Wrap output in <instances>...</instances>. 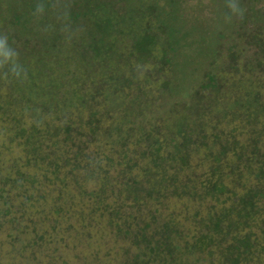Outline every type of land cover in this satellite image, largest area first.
<instances>
[{
    "label": "trees",
    "instance_id": "obj_1",
    "mask_svg": "<svg viewBox=\"0 0 264 264\" xmlns=\"http://www.w3.org/2000/svg\"><path fill=\"white\" fill-rule=\"evenodd\" d=\"M0 122L17 159L0 232L34 222L46 183L59 195L40 222L60 229L86 196L130 241L119 264H264V0H0ZM171 196L194 212L176 220Z\"/></svg>",
    "mask_w": 264,
    "mask_h": 264
},
{
    "label": "rangeland",
    "instance_id": "obj_2",
    "mask_svg": "<svg viewBox=\"0 0 264 264\" xmlns=\"http://www.w3.org/2000/svg\"><path fill=\"white\" fill-rule=\"evenodd\" d=\"M194 4V1L190 2ZM205 16V14H204ZM234 73V71L232 72ZM201 71L198 70L196 76H199ZM197 82L192 84H196ZM228 92L229 94L225 97L211 93L210 98L216 97L219 102H225L223 105L214 102V106L207 110V116L204 122L209 121L211 128L207 129L208 132L214 131L212 128L215 125H226V121L220 116L221 120L219 123L215 124L218 117L214 115L215 111L219 109L221 112H226L228 106L231 103L232 92L229 88L223 90V93ZM3 95H7V89L3 90ZM177 96V92L172 94L170 98ZM225 98V99H224ZM5 99V98H4ZM222 114V113H221ZM220 114V115H221ZM228 116V115H227ZM226 116V117H227ZM231 116L228 119L229 125H233L234 122L230 121ZM58 125L64 126L62 121H58ZM15 127L10 124H2L0 122V143H2L1 137L5 139L8 133L14 131ZM214 151V149H212ZM164 156L166 157L168 153L163 150ZM208 153L204 147H198L194 154V163L192 166L196 167L194 170L199 173H204L207 175L210 171V159L206 161L205 154ZM18 154V153H17ZM16 155V153H15ZM15 155L10 151L9 147L1 148L0 151V179L5 176V168L16 162ZM20 163V161H19ZM43 167V165H42ZM191 170L184 171V176L190 174ZM90 188L95 187L94 183H90ZM87 186V185H86ZM89 187V186H88ZM70 190L74 189L75 186L71 183L69 186ZM94 189H92L93 191ZM39 191L45 199L35 198L33 202L27 204V211L29 217L34 221L20 220L19 227L20 231L12 230L11 224L8 223L10 216L6 217L4 222V227L0 232V264H119L120 255L123 254V250L128 247L130 241L126 239L125 234L116 235L115 231L110 230L105 222H101V216L97 213V216L93 214V204L90 199L85 197H76V204L71 210L70 216L64 217L60 221V229L52 231L48 229L47 225L40 222L44 219L45 214H40V211L47 210L51 208L55 201L53 198L59 195V192L55 186H49L46 183L39 186ZM15 191L12 192V198ZM7 198L0 200L1 210L9 207V200ZM7 202V206H6ZM205 201L200 205V211L204 214L208 208V203ZM116 203L114 202V206ZM167 213L176 212L175 217L177 219H182L183 214H192L194 212L193 208L197 204L193 203L191 200L180 199L177 196H171L167 201ZM199 208V207H198ZM0 219H5L0 215ZM20 218V217H19ZM18 218V219H19ZM67 219H71L70 224L75 226V229L71 231L66 230V225L64 223ZM25 222V223H24ZM64 222V223H63ZM76 222V224H75ZM49 225V222H48ZM22 231V232H21ZM194 232V231H193ZM193 232L190 234L192 235ZM26 246V249H24ZM132 253L136 254V247L132 245L130 249ZM130 252V253H131Z\"/></svg>",
    "mask_w": 264,
    "mask_h": 264
}]
</instances>
